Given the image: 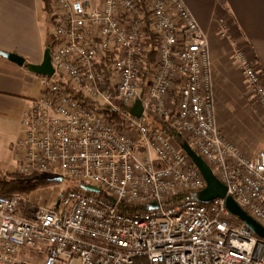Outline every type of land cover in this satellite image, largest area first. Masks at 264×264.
I'll list each match as a JSON object with an SVG mask.
<instances>
[{
  "label": "built area",
  "instance_id": "2783aa9c",
  "mask_svg": "<svg viewBox=\"0 0 264 264\" xmlns=\"http://www.w3.org/2000/svg\"><path fill=\"white\" fill-rule=\"evenodd\" d=\"M47 1L54 73L38 77L13 169L72 187L52 205L0 195V264H264V239L229 226L224 199L193 196L206 183L162 129L264 229V147L244 157L217 127L208 37L183 1ZM230 57L264 119L263 74L246 47Z\"/></svg>",
  "mask_w": 264,
  "mask_h": 264
},
{
  "label": "crops",
  "instance_id": "0c3cea01",
  "mask_svg": "<svg viewBox=\"0 0 264 264\" xmlns=\"http://www.w3.org/2000/svg\"><path fill=\"white\" fill-rule=\"evenodd\" d=\"M182 1L208 37L216 125L242 156L251 158L264 147V119L230 55L235 46L246 47L264 76V0ZM220 22L229 25V40L218 36ZM48 29L43 0H0V53L38 65ZM40 90L38 76L0 54V153L10 152L13 160L23 113Z\"/></svg>",
  "mask_w": 264,
  "mask_h": 264
},
{
  "label": "water",
  "instance_id": "95a60500",
  "mask_svg": "<svg viewBox=\"0 0 264 264\" xmlns=\"http://www.w3.org/2000/svg\"><path fill=\"white\" fill-rule=\"evenodd\" d=\"M51 50L46 48L43 53V58L40 64L32 65L25 64V61L14 54L0 53L3 57L9 61L17 64L18 66H25L26 70L37 76H47L51 77L54 73V69L51 64L50 58ZM141 113V107L139 102H136L134 107L131 109V114L139 117ZM181 149L187 154L192 163L197 167L201 173L206 186L205 188L193 196L202 204H207L214 199H224L225 206L231 216L236 217L253 235L260 239H264V229L260 224L246 215L243 210L235 203L231 197L226 196V187L222 185L216 177L213 175L210 168L205 164V162L198 156L188 145L186 141L181 142ZM56 181H61L60 178L55 179ZM84 190L99 193V189L92 186H83ZM149 209L156 208L155 205H150Z\"/></svg>",
  "mask_w": 264,
  "mask_h": 264
},
{
  "label": "trees",
  "instance_id": "16d2710c",
  "mask_svg": "<svg viewBox=\"0 0 264 264\" xmlns=\"http://www.w3.org/2000/svg\"><path fill=\"white\" fill-rule=\"evenodd\" d=\"M45 4V12L46 14H51V8L47 0H43ZM49 40V35L47 36ZM47 42L46 48H52V42ZM162 129L166 131V133L173 137L179 144L184 141L182 137H180L174 130L169 129L166 126H162ZM57 181L51 179L44 175H8L5 178H0V195L4 197H11V196H19L24 198L31 193L45 189L48 186L55 184ZM24 207V204H21ZM229 226H238L242 224L236 217L229 216L227 219Z\"/></svg>",
  "mask_w": 264,
  "mask_h": 264
},
{
  "label": "rangeland",
  "instance_id": "374dc122",
  "mask_svg": "<svg viewBox=\"0 0 264 264\" xmlns=\"http://www.w3.org/2000/svg\"><path fill=\"white\" fill-rule=\"evenodd\" d=\"M49 40L47 39V42H50ZM34 76H37V75H34ZM0 165H1L0 166V178H5L8 175H18L13 169V168H16L17 163L13 160L10 152L5 151L3 153H0ZM8 167L12 169L8 170ZM44 176H47L54 180L59 178L55 176L53 172H49L48 174H45ZM71 187H72V183L69 180L64 179L61 181H57L55 184L48 186L45 189L35 191L31 193L30 195L26 196L28 197V199L24 197L26 200H28V202H26L25 204L28 205V203H31V202L33 203L35 199H38L42 201L43 204L52 205L60 197L63 191ZM23 209H25V207Z\"/></svg>",
  "mask_w": 264,
  "mask_h": 264
}]
</instances>
